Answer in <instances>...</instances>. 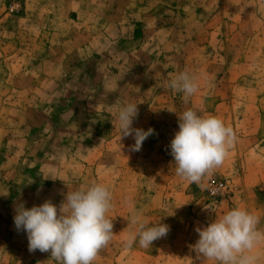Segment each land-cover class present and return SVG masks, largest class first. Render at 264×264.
<instances>
[{"label": "rangeland", "instance_id": "rangeland-1", "mask_svg": "<svg viewBox=\"0 0 264 264\" xmlns=\"http://www.w3.org/2000/svg\"><path fill=\"white\" fill-rule=\"evenodd\" d=\"M184 69L199 77L188 100L164 86ZM127 102L138 104L133 127L155 130L138 152L115 126ZM188 108L237 137L203 188L176 176L170 155ZM211 179L232 191L211 198ZM93 182L112 192L115 234L94 264H158V240L124 247L133 215L169 225L168 240L264 193V0H0V264H55L29 252L15 208L59 207Z\"/></svg>", "mask_w": 264, "mask_h": 264}, {"label": "clouds", "instance_id": "clouds-1", "mask_svg": "<svg viewBox=\"0 0 264 264\" xmlns=\"http://www.w3.org/2000/svg\"><path fill=\"white\" fill-rule=\"evenodd\" d=\"M166 88L182 93L188 100L199 91V77L188 69L178 72L165 82ZM137 103L127 102L115 112L120 139L131 137L135 143L130 150L138 152L150 136L133 127L138 117ZM178 131L170 142V155L175 174L189 184L203 188V180L221 167L236 142L234 129L215 115L198 114L192 108L178 115ZM51 177V176H50ZM52 179H56L51 177ZM109 187L93 182L69 190L59 207L51 200L26 208H15V229L27 234L28 250L50 253L55 264H94L98 254L114 237L113 219L108 216L113 207ZM133 230L124 240V247L148 249L153 242L164 238L170 226L151 223L140 215L130 221ZM260 218L250 211L236 207L216 217L207 226L197 227L198 239L191 250L202 261L214 264H258L259 246L264 245V231L258 228Z\"/></svg>", "mask_w": 264, "mask_h": 264}, {"label": "crops", "instance_id": "crops-1", "mask_svg": "<svg viewBox=\"0 0 264 264\" xmlns=\"http://www.w3.org/2000/svg\"><path fill=\"white\" fill-rule=\"evenodd\" d=\"M240 207L250 211L260 218L258 228L264 231V193L250 191L245 196H241L237 205H231L230 208L216 209L213 212L211 220L195 218L191 223H185L181 227L176 228L177 233L171 239H159L154 243L155 252L153 258L158 264H214L211 261H202L197 258L196 254L191 250V246L198 239L195 231L197 227L207 226L209 222L227 211ZM171 229V227H170ZM259 253L258 264H264V245L256 250Z\"/></svg>", "mask_w": 264, "mask_h": 264}, {"label": "built area", "instance_id": "built-area-1", "mask_svg": "<svg viewBox=\"0 0 264 264\" xmlns=\"http://www.w3.org/2000/svg\"><path fill=\"white\" fill-rule=\"evenodd\" d=\"M232 186L228 180L211 179L208 183L207 192L213 199H218L229 194Z\"/></svg>", "mask_w": 264, "mask_h": 264}]
</instances>
